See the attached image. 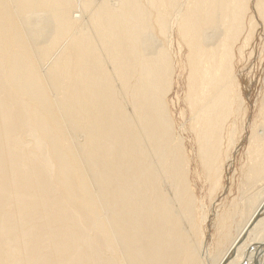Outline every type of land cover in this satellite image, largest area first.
Returning <instances> with one entry per match:
<instances>
[{
	"label": "bare ground",
	"instance_id": "6f19581e",
	"mask_svg": "<svg viewBox=\"0 0 264 264\" xmlns=\"http://www.w3.org/2000/svg\"><path fill=\"white\" fill-rule=\"evenodd\" d=\"M251 9L264 32V0H0V264H242L264 251V92L247 120L236 70ZM174 37L190 153L166 106ZM242 147L239 194L219 210Z\"/></svg>",
	"mask_w": 264,
	"mask_h": 264
},
{
	"label": "rangeland",
	"instance_id": "374dc122",
	"mask_svg": "<svg viewBox=\"0 0 264 264\" xmlns=\"http://www.w3.org/2000/svg\"><path fill=\"white\" fill-rule=\"evenodd\" d=\"M248 14H249L248 17L255 16L256 18L254 17V19L255 20L257 19L256 13L254 12V10L252 11L251 9L248 12ZM43 18H45V14L40 17L39 21H41V19ZM256 23H257V20H256ZM257 25H256L257 29H255V32H254V37L249 43L248 47L246 48L243 54V58L241 59V61H239V59L237 58L238 62L236 61V64H237L236 70H238L237 74H239L238 76H239V83L241 85V89L243 93H245L246 95L248 94L249 96L248 99L246 100L247 117H248L247 120L249 121H252L253 118L256 116L258 108L261 105V100L263 98L262 94L264 92V89H263L264 88V76H263L264 75V32H263V27L261 26V23L258 26ZM41 28L42 26L38 22H35L33 20H28L27 22L25 21L26 32L29 34L31 38L37 41L42 40L41 37L36 39ZM43 34L44 32L42 33V35ZM142 37L144 40L143 44L151 42L153 40L149 32L143 34ZM169 51H170L169 52L170 57L175 63V69L172 75L171 90L166 97V106H167L168 113L172 117L173 123L175 124L174 128H175V131L177 130L176 133L183 138L186 150H188V152L189 151L191 152L192 151V142H190L191 135L186 130V125H187V121L189 117H188L187 107L184 103V95L186 92L185 56H186L187 49L180 43L177 37H174V40L172 42L171 47L169 48ZM250 52H251V55H249ZM182 114L183 116H180ZM243 153H244V149L242 147L239 153H237V155L235 156L233 163L231 164V170H229V173L230 172L231 174L235 173V175L232 174L231 176L232 179L230 178L231 179L230 181L232 182L231 183L229 182L230 184L228 183L231 186L232 193L229 196H224V198H222V196L220 197V201H219L220 208H218L219 210H223V208H226L229 205V203H231V201L233 200L232 198L237 197L236 193L238 191L236 192V189L237 190L239 189L238 182H240V175H241L239 167H241L244 161ZM235 181L237 182V184ZM199 185H202L203 187L202 186L200 187ZM199 185L197 181V186L195 190L196 197H199L198 199L200 198L203 199V203L208 204V199L205 198L206 192L204 190L206 187L204 188V185L202 184V182H199ZM202 192L204 194H202ZM220 194L221 193H218V196ZM238 194L239 192L237 193V195ZM201 199L200 201H202ZM214 251L218 253L216 247H214Z\"/></svg>",
	"mask_w": 264,
	"mask_h": 264
},
{
	"label": "water",
	"instance_id": "95a60500",
	"mask_svg": "<svg viewBox=\"0 0 264 264\" xmlns=\"http://www.w3.org/2000/svg\"><path fill=\"white\" fill-rule=\"evenodd\" d=\"M242 264H264V251L262 250V252L259 251L258 253H256L249 263L247 261V258L244 259Z\"/></svg>",
	"mask_w": 264,
	"mask_h": 264
}]
</instances>
